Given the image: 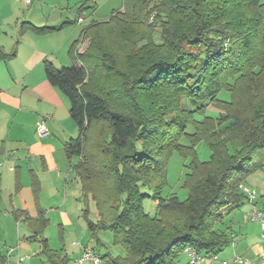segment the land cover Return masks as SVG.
Masks as SVG:
<instances>
[{
    "label": "trees",
    "instance_id": "1",
    "mask_svg": "<svg viewBox=\"0 0 264 264\" xmlns=\"http://www.w3.org/2000/svg\"><path fill=\"white\" fill-rule=\"evenodd\" d=\"M132 1L125 0L108 22L94 21L83 30L70 50V65L44 64L48 82L69 100L70 115L79 130L66 151L76 159L73 169L83 197L94 199L98 208L95 222L89 219L88 206L84 209L87 229L98 243L101 232H111L115 246L123 249L124 255L116 258L110 253L101 257L109 258L111 264H175L187 247L206 257L218 256L232 243L228 229H223V210L249 200L241 186L264 167V95L259 101L253 98L244 115L240 109L231 113L225 109V105L233 106L235 83L250 79L253 90L263 81L259 49L264 42V3L163 0L162 7L154 10L147 8L146 0ZM242 8L257 11L244 18ZM141 17L151 22L148 34L132 28ZM33 29L39 34L55 30ZM158 31L161 42L155 43ZM112 34L130 43L125 53L105 40ZM84 38H90L91 44L78 53ZM14 56L0 47V61ZM223 91L230 93L229 101L219 98ZM183 98L194 100L197 111L182 108ZM210 104L226 116H207ZM195 112L203 118L198 119ZM100 124H106L109 132L93 153L92 133ZM227 129H234L243 143L232 137L219 141ZM185 137L193 146L206 142L211 159L200 161L182 144ZM176 151L194 156L185 201L160 194L166 164ZM98 164L106 170L97 168ZM108 180L116 183L117 195L109 191ZM140 183L154 191L156 218L143 209L147 195L139 189ZM47 222L42 217L33 238H41L43 253L53 264H66V258L53 251L43 236Z\"/></svg>",
    "mask_w": 264,
    "mask_h": 264
},
{
    "label": "crops",
    "instance_id": "2",
    "mask_svg": "<svg viewBox=\"0 0 264 264\" xmlns=\"http://www.w3.org/2000/svg\"><path fill=\"white\" fill-rule=\"evenodd\" d=\"M16 1L28 8L23 17L0 20V47L15 53L0 61V264H53L43 253L41 238H33L42 217L48 220L44 238L53 251L66 258V264H73L85 248L102 257L92 241L82 245L66 242L68 237H91L86 221L79 224L88 201L75 178L76 159L69 158L66 151L68 141L78 137L79 130L70 115L69 100L48 82L44 69L45 61L57 68L70 65L72 46L97 20L87 23L88 16L81 9L86 0H35L30 6ZM2 5L0 0V10ZM34 27L55 30L39 34ZM84 44L78 45V53L83 52ZM41 120L49 129L45 137L37 133ZM244 186L256 199L223 210V229H228L232 243L218 257L240 256L264 264L262 228L252 216L255 206L264 212V167L251 174ZM82 202L84 207H80ZM54 223L62 248L53 247L46 237Z\"/></svg>",
    "mask_w": 264,
    "mask_h": 264
},
{
    "label": "rangeland",
    "instance_id": "3",
    "mask_svg": "<svg viewBox=\"0 0 264 264\" xmlns=\"http://www.w3.org/2000/svg\"><path fill=\"white\" fill-rule=\"evenodd\" d=\"M124 1L125 0H86L82 5H84L85 7L83 9V12L86 13V16H88L87 23L91 22L90 20L92 18H94V20H97L98 23L108 22V20L111 18L114 12L124 7ZM135 1L137 2L140 0H133L132 2H135ZM146 2H148L147 8L155 10L157 6L160 8L162 7L161 4L163 3V0H146ZM262 3H264V0H262ZM26 11H28V8L24 4L18 3L16 0H3V5L0 10V20L2 22L14 21L20 17H23L22 12L24 13ZM256 11L257 10H253L250 8H247V9L242 8L241 16L243 17V15H245L244 18L248 16L252 17L251 16L252 12H256ZM154 14H156V12H154L153 15ZM151 16L152 15H150V17ZM139 21H140V24L139 23L135 24V26H133L132 28H134V30L136 29V31L139 32V34L141 35H143L146 31H147L146 33L148 34L149 32L148 25H150L151 23L149 19L143 20L141 17ZM260 34H262V32ZM18 36H20L19 32H18ZM111 36H112L111 38L107 37L105 38V40L107 41L109 40L110 44L113 43V45L115 46V49L118 52L125 53L127 51V48L130 47V43H128L127 41L125 42L122 41L121 39H119L120 37L115 36L114 34H112ZM153 40L155 43L161 42V34L159 31L154 34ZM82 42L85 43L84 50H83V52H85L91 44V39L84 38ZM144 44L145 42L141 43L140 46ZM137 49H139V45ZM259 59H263L264 61V42L260 45ZM249 83H250V79L239 81L234 84L233 86L234 88L232 89L234 91V98H233L234 103H233V106L225 105L226 111L231 113L234 110L240 109L241 111L244 112L243 113L244 115L247 113L248 104L250 103V101H252L253 98H254V101H259L263 97L264 77H263V81L259 83V86L254 87L253 90L250 88ZM227 87L228 86H226V88ZM219 98L225 101H229L230 93L227 91H223L221 92ZM181 106L184 109L193 110V111H197L198 109L196 102L188 98L182 99ZM219 113L226 116L224 110H221L214 104H210L208 106V109L205 110V114L207 116L216 117L218 116ZM198 114H199L198 112L194 113V115H196V117L201 120L203 117H200ZM191 125L188 128L189 131L191 130V127H192ZM214 127L217 128L216 123H214ZM108 132H109V129L106 124H100L97 127L96 131L94 130V133H92V138L90 142L92 145L91 147L94 148L93 153L96 152V149L99 146L105 143ZM233 132H236V131H234V129H227L225 132L221 133V136L219 137V141H223L225 143L227 139H230V137H232L235 139V142L237 143L241 142L242 144L243 143L242 138L237 137L235 135L236 133H233ZM181 142L183 145L188 146L191 150H193L196 153L200 161L208 162L211 159L212 150L206 142L201 141L199 143H196L193 146L190 139L187 137L183 138ZM193 160H194V156L191 152H188V154H183L179 151H176L172 154V156L169 158L166 164V167H165V175L163 177V183L160 189V194L162 197L168 198L170 196L175 195L179 197V199H181L182 201L187 200L189 196V191L186 187V179H187V176L190 174V166ZM97 168L103 171L106 170L104 169L105 168L104 165H101V164L100 165L98 164ZM75 178H77L76 174H75ZM109 183L111 184V187H112L111 190L109 191L117 195L116 183H113L111 180L110 181L108 180L106 184L109 185ZM139 189L141 190L143 194L147 195V197L143 201V209L145 213L148 214L152 218L158 217V214H159L158 201L154 198L153 189L150 187L143 186L141 185V183L139 184ZM81 193H82V189H81ZM87 201H88L87 204L86 203L85 204L88 206L90 210L89 219L95 222L99 219V213H98L96 202L91 197H89ZM79 204H80V207L85 206L84 202L79 203ZM108 204L109 205L111 204V200L108 201ZM112 205H113L112 208H114L117 206V203L113 201ZM85 221L86 220L83 216V219L81 218L79 224L80 225L84 224ZM57 232H58V227L54 223L53 226L47 231L46 237H49L51 239L53 247L62 248L63 247L62 243L58 241V238H57ZM68 238H69L67 239L68 241L66 240L68 244L75 242L76 244L78 243L82 245V244H88L90 241H92L93 246L97 248V250L100 252L102 256H104L107 253H110L111 256L114 258L124 255L123 249L121 247L115 246L113 235L109 231H103L100 233L99 235L100 243L92 239L90 236H86V235L85 236L80 235L79 237H76V238L75 237H68ZM68 264H72V263L69 262ZM102 264H110V259L109 258L104 259ZM175 264H190L189 257L186 254L181 253L180 256L176 259Z\"/></svg>",
    "mask_w": 264,
    "mask_h": 264
},
{
    "label": "built area",
    "instance_id": "4",
    "mask_svg": "<svg viewBox=\"0 0 264 264\" xmlns=\"http://www.w3.org/2000/svg\"><path fill=\"white\" fill-rule=\"evenodd\" d=\"M23 1L26 3V5L30 6L35 0ZM37 133L40 137H45L49 134V129L45 120H41L37 123ZM241 189L248 196L249 201L253 203L256 199V195L254 194V192L244 185L241 186ZM252 216L253 220L260 222L262 228V237L264 238V212L255 206L253 209ZM184 254L189 257L190 264L205 263L208 260L220 261L221 264H254L251 261L243 259L240 256H236L229 260H220L217 255H214L212 257H206L205 255L200 254L193 247L185 248ZM86 262L100 264L102 262V259L93 249L85 248L81 256L75 260L74 264H85Z\"/></svg>",
    "mask_w": 264,
    "mask_h": 264
}]
</instances>
